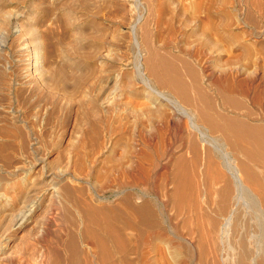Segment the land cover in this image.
<instances>
[{"label":"rangeland","instance_id":"rangeland-1","mask_svg":"<svg viewBox=\"0 0 264 264\" xmlns=\"http://www.w3.org/2000/svg\"><path fill=\"white\" fill-rule=\"evenodd\" d=\"M0 12V251L12 258L21 234L12 231L14 215H24L31 236L54 234L62 185L114 206L110 171L124 164L134 138L172 115L168 105L148 109L154 95L135 72L144 65L145 30L186 84L192 70L211 92L212 76L230 65L260 75L256 58L264 56V0H0ZM164 151L155 170L165 177L178 151Z\"/></svg>","mask_w":264,"mask_h":264},{"label":"bare ground","instance_id":"bare-ground-1","mask_svg":"<svg viewBox=\"0 0 264 264\" xmlns=\"http://www.w3.org/2000/svg\"><path fill=\"white\" fill-rule=\"evenodd\" d=\"M212 23L219 38L221 24ZM144 32V65L135 72L154 95L147 108L168 105L172 115L134 138L124 164L110 171L114 206H101L103 196L85 188L58 187L62 227L31 236L22 229L24 215H14L18 252L12 258L1 250L0 264H264V56L256 58L260 75L230 65L212 76L211 92L192 70L189 87L175 60L149 46ZM172 147L178 155L164 177L155 170L157 155Z\"/></svg>","mask_w":264,"mask_h":264}]
</instances>
